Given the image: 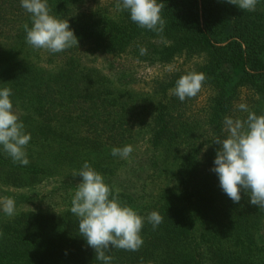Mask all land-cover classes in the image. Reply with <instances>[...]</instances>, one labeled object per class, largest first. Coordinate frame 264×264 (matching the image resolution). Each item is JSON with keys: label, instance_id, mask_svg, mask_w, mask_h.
Listing matches in <instances>:
<instances>
[{"label": "trees", "instance_id": "trees-1", "mask_svg": "<svg viewBox=\"0 0 264 264\" xmlns=\"http://www.w3.org/2000/svg\"><path fill=\"white\" fill-rule=\"evenodd\" d=\"M158 3L165 5L160 34L118 11L117 0H47L50 15L68 20L78 38V47L51 53L26 42L23 26L32 21L21 0H0V89L12 90L13 110L31 134L27 166L0 146V182L57 178L43 194L16 195L14 216L0 213V264H103L70 211L85 161L123 205L163 216L155 230L145 219L139 251L106 253L111 264H264V209L244 190L234 203L212 171L220 147L213 142L228 135L224 118H247L237 105L243 89L249 111L264 115V0L251 12L226 0ZM42 54L39 67L32 56ZM181 58L195 61L155 78L146 93L136 89L141 64L167 67ZM189 72L207 79L181 102L171 90ZM139 136L145 151L123 179L111 150ZM164 177L166 186L158 183Z\"/></svg>", "mask_w": 264, "mask_h": 264}, {"label": "clouds", "instance_id": "clouds-1", "mask_svg": "<svg viewBox=\"0 0 264 264\" xmlns=\"http://www.w3.org/2000/svg\"><path fill=\"white\" fill-rule=\"evenodd\" d=\"M226 2L251 12L256 10L258 0ZM21 7L31 14L32 26L25 23L23 27L26 42L34 49L59 53L78 47V38L68 20L62 21L50 15L47 0H21ZM164 7L158 0H117L116 4V9L127 10L131 21L140 28L157 34L164 31L166 22L161 16ZM139 51L140 55L147 54L143 46L139 47ZM206 79L203 72H189L176 81L171 91L183 102L186 98L196 97ZM12 94L8 87L0 89V146L13 163L27 166L26 146L31 134L25 133L23 122L13 110ZM238 108L248 113L247 118H224V131L228 135L225 139L217 137L213 142L220 147L212 171L217 174L222 191L234 203L240 202L241 190H244L250 196L251 205L264 209V115L258 116L249 111L245 103H240ZM133 150L132 145L114 147L111 155L127 159ZM76 175L82 177V182L77 185L70 211L79 218L80 235L95 250L96 259L103 264H111L113 257L106 253L113 248L139 251L144 243L141 230L145 219L153 230L163 222V216L158 211L142 217L131 207L123 205L119 201L118 190L113 193L103 176L87 161ZM0 204L7 216L15 215L13 198L5 197Z\"/></svg>", "mask_w": 264, "mask_h": 264}, {"label": "rangeland", "instance_id": "rangeland-1", "mask_svg": "<svg viewBox=\"0 0 264 264\" xmlns=\"http://www.w3.org/2000/svg\"><path fill=\"white\" fill-rule=\"evenodd\" d=\"M95 6L97 5V3L94 4ZM34 61H38V66L39 67H43V62L45 61V56L44 54H42V57L40 58V61L38 58H36L35 56H32ZM195 60H191L189 62H186L183 58H181L180 60L168 65L167 67H161L160 65H147V64H141L139 67H137V80H136V84L135 87L137 90L141 91L142 93H146L152 86V81L155 78H158L160 76H163L167 73V71H170L172 69H179V68H188L191 67L194 64ZM105 65V66H109V61L108 60H104V59H99L96 62V65ZM202 93L204 94L200 100L204 101L206 96H207V91L206 90H202ZM242 96L241 98L237 101V105H239L240 103H246V98L247 95L249 94V90L248 89H243L242 92ZM199 100V101H200ZM142 135V134H141ZM140 135V136H141ZM140 136L139 139L137 138L135 141H133L131 143V145L133 146V152L130 154V156L127 159H121L118 160V165L116 167L117 172L122 175L123 174V179L125 178V168L127 167L128 163L136 160L139 158V152H143L145 151V147H144V141L140 140ZM142 138V137H141ZM145 176V174H144ZM171 178V177H170ZM57 178H52L49 180H43L42 182H38L37 184H29V185H23V186H15L12 184H6V183H2L0 182V200H3V198L5 197H9V198H13L15 199L16 195H20V194H28V195H40L45 193L47 190L51 189L53 187V182L56 180ZM126 179V178H125ZM54 180V181H53ZM136 180V179H134ZM169 181V178L166 179L165 177L163 178V180L158 181V183L160 185H164L166 186L167 182ZM132 182V181H131ZM130 181L125 180L124 185L126 183L130 184ZM151 183H149L150 185ZM156 183L155 187L157 186V188H160V185ZM166 184V185H165ZM151 186V185H150ZM156 198H158V196H156ZM27 205V204H25ZM24 206V205H21ZM23 208V207H22ZM25 208V207H24ZM3 212V208H2V204H0V213Z\"/></svg>", "mask_w": 264, "mask_h": 264}]
</instances>
